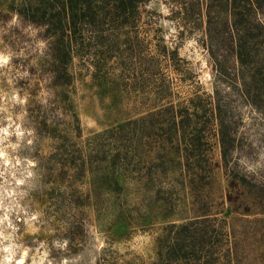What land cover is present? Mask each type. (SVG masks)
Masks as SVG:
<instances>
[{
    "label": "rangeland",
    "instance_id": "374dc122",
    "mask_svg": "<svg viewBox=\"0 0 264 264\" xmlns=\"http://www.w3.org/2000/svg\"><path fill=\"white\" fill-rule=\"evenodd\" d=\"M39 3L0 0V264H96L103 249L149 263L164 225L203 214L215 235L192 264H264V106L228 95L229 170L208 112L168 143L140 119L195 95L209 106L217 79L201 32L154 0L125 23L82 26L56 82L47 26L23 13ZM98 149L83 172L63 171L68 152Z\"/></svg>",
    "mask_w": 264,
    "mask_h": 264
},
{
    "label": "trees",
    "instance_id": "16d2710c",
    "mask_svg": "<svg viewBox=\"0 0 264 264\" xmlns=\"http://www.w3.org/2000/svg\"><path fill=\"white\" fill-rule=\"evenodd\" d=\"M154 0H40L38 6H29L23 12L31 21L47 26L50 55L63 67L54 70L55 81L68 77L67 64L74 55L75 48L82 47L79 34L82 26L97 28L104 19L125 23ZM174 8L170 16L178 24L182 23L187 32L199 30L204 45L209 50L214 77L209 106L197 102L199 96L188 98V105L176 108L169 103L140 117L148 118V126L163 134L156 136L164 143L178 137V130L192 122L191 116L209 113L205 119L216 123L217 135L221 146V156L227 170L230 169V144L234 136L231 126L233 114L230 109L229 94L233 93L254 108L264 106V0H167ZM130 22V20H129ZM183 32V30H181ZM164 55L176 54L164 44L158 51ZM232 61L233 73H229L227 63ZM221 85L229 91L222 90ZM66 83V82H65ZM163 90V95L166 94ZM181 103H178L180 105ZM190 111V112H189ZM206 115V114H205ZM203 115V116H205ZM54 137V136H53ZM98 153L83 156L81 151L68 152L66 169L74 173L83 172L85 165L94 163ZM96 159V160H97ZM115 181L112 179L111 183ZM231 201L230 197H227ZM207 215V214H206ZM171 222L162 227L163 233L155 239V260L149 263H136L133 259L122 260L119 264H192L199 259L198 253L206 245L205 239L214 237L215 231L208 229L210 217ZM209 218V219H208ZM205 238V239H204ZM105 252L96 264H118L111 252ZM235 251L229 246L226 257L233 259ZM210 260V259H209Z\"/></svg>",
    "mask_w": 264,
    "mask_h": 264
}]
</instances>
